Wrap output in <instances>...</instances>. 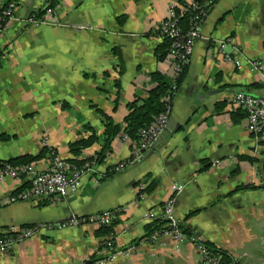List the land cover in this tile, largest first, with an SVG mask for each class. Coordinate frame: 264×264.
I'll use <instances>...</instances> for the list:
<instances>
[{"label": "crops", "instance_id": "crops-1", "mask_svg": "<svg viewBox=\"0 0 264 264\" xmlns=\"http://www.w3.org/2000/svg\"><path fill=\"white\" fill-rule=\"evenodd\" d=\"M12 1L17 19L0 33V135H9L0 139V163L45 147L81 163L104 153L66 198L23 200L26 180L0 182V233L53 225L0 254V264H93L105 239L100 227L59 223L116 208L118 250L109 264H206L189 241L165 236L152 245L146 237L147 226L162 221L174 184L185 185L175 207L182 222L241 264H264V134L255 138L232 102L238 91L264 96V74L248 61L264 65V0H216L173 98L171 129L119 172L114 167L138 144L119 133L104 150L103 114L123 123L128 104L155 86V71L173 81L174 58L157 56L172 0ZM52 2L54 24L27 22ZM220 40L241 66L225 59ZM92 131L99 141L72 154L70 143ZM51 163L47 153L32 164L45 170Z\"/></svg>", "mask_w": 264, "mask_h": 264}, {"label": "built area", "instance_id": "built-area-1", "mask_svg": "<svg viewBox=\"0 0 264 264\" xmlns=\"http://www.w3.org/2000/svg\"><path fill=\"white\" fill-rule=\"evenodd\" d=\"M215 3L216 0H192L184 4L178 0L171 1L168 17L161 24L160 34L170 40L168 53L174 58V76L171 82L174 94L178 91L177 84L174 81L189 64L196 41L202 36L201 30L204 21ZM15 5L14 1H10L7 5L0 4V33L3 31V22L17 19ZM179 10L190 14L187 29L181 25ZM53 12V9L48 7L43 17L37 18L35 14H31L27 22L30 24H54L55 21L51 18ZM225 42L223 40L219 41V49L225 59L234 61L237 66H241L242 63L239 58L224 50ZM248 61L254 70L261 71L264 74L263 64L257 60L248 59ZM166 99V111L154 116L153 122L140 130L138 145L133 149L128 159L119 162L114 167L116 172L123 170L127 165L141 159L146 153L154 149L170 118L173 100L170 95L166 96ZM232 102L237 107L244 109L247 118V129L255 138L264 134V96L238 91L234 94ZM124 138H128V136L125 134ZM51 157L52 163L45 170H38L33 164L14 166L9 162H2L0 163V182L7 176L28 181L30 186L19 195V198L23 200L60 199L75 193L81 185L83 176L96 172L97 160L95 159L86 161L81 165H75L58 156L54 151H51ZM184 188V184L173 185L172 194L166 199L160 215L163 224L161 228L155 230L149 236V243L157 245L161 242L162 237L171 236L177 245L187 241L192 243L199 252L201 260L206 264H241L240 260L229 252H226L228 261L224 259L221 250L209 247L198 231L194 230L190 236L183 232L181 228L182 221L177 217L175 207L177 197ZM15 200H17V197L12 198V201ZM120 211V208H116L105 209L89 216L72 215L69 220L59 223V227L79 226L88 222L99 227L110 226L118 218ZM151 216V213L145 214L146 218ZM52 226L50 223H41L32 227L5 232L3 236H0V254L11 251L17 243L33 237L41 229ZM101 245L103 246L101 252H105L107 256L95 261L93 264H109L116 259L118 249L113 233L105 236Z\"/></svg>", "mask_w": 264, "mask_h": 264}, {"label": "trees", "instance_id": "trees-1", "mask_svg": "<svg viewBox=\"0 0 264 264\" xmlns=\"http://www.w3.org/2000/svg\"><path fill=\"white\" fill-rule=\"evenodd\" d=\"M180 3H185L184 0H179ZM4 5H7L6 3ZM53 8L54 2L50 3L46 8ZM45 9L39 10L37 13L35 12V15L37 18H41L45 11ZM181 15L180 21L181 25L187 29L189 27V20H190V14L188 12H180ZM7 22H3V26L5 27ZM3 27V28H4ZM164 44L157 50V56L159 59H164L167 54H169V46H170V40L165 38ZM5 49H0V65L2 62V58L5 55ZM188 66V65H187ZM187 66L185 67L184 71L177 77V79L174 81L177 84V88L179 89L181 86V83L184 79ZM153 81L155 82V86L151 88L148 91V94L146 97H137L132 102L128 104V114L126 115L123 123H116L114 120L109 117L106 114H103L104 116V133H103V140H104V150L111 148V143L114 140V138L119 135V133L126 134L133 142L134 144H138L140 141V130L151 124L153 122L154 116L160 114L161 112L166 111L167 109V99L166 96L170 95L171 99L173 100L175 94L173 93V87L172 83L166 79V77L159 71H155L151 75ZM119 94V93H118ZM89 127V126H87ZM90 128V127H89ZM9 138V135L3 133L0 135L1 140H6ZM99 141V136L95 133V131H92V134L88 137H83L75 142L70 143V151L75 156H78L82 153V151L85 148H88L92 146L94 143ZM51 149H47L46 147L43 149L40 155H20L17 157H14L10 160L4 161L9 162L14 166H22V165H28L34 163L37 159L45 156L47 153H51ZM103 153H100L99 158H97V163L100 161V159L103 157ZM73 161V162H72ZM69 162L76 163L75 165H81L83 163L75 160H70ZM29 187L28 181H24L23 185L21 186L20 190L26 189ZM192 212L191 214H193ZM190 214V215H191ZM189 215V216H190ZM117 219L113 221L112 225L110 226H102L98 230V234L101 236H107L110 233H114V226L117 223ZM163 224L162 221H154L150 223L147 226V235L146 237L149 238V236L152 235V233L155 230H158L161 228V225ZM181 228L184 233H186L188 236L193 234V231L191 227L187 226L184 222L181 224ZM4 233H0V236H3ZM147 238V239H148ZM206 244L214 249L215 247L206 242ZM103 248L102 245H100V250ZM223 258L228 261V257L226 256L225 251H221ZM107 256L105 252H101L100 255L94 256L92 259V263H94L97 260L103 259Z\"/></svg>", "mask_w": 264, "mask_h": 264}, {"label": "water", "instance_id": "water-1", "mask_svg": "<svg viewBox=\"0 0 264 264\" xmlns=\"http://www.w3.org/2000/svg\"><path fill=\"white\" fill-rule=\"evenodd\" d=\"M169 123H170V118H169V121H168L167 127H166V129L164 130V132L162 133V136H161V137H163V136L166 135V133H167V131H168L169 128L171 129V127H170L171 125L169 126ZM159 141H160V140H159ZM148 153H149V152H148ZM148 153H146V154H148ZM146 154H145V155H146ZM145 155H144V156H145ZM144 156H143V157H144Z\"/></svg>", "mask_w": 264, "mask_h": 264}, {"label": "bare ground", "instance_id": "bare-ground-1", "mask_svg": "<svg viewBox=\"0 0 264 264\" xmlns=\"http://www.w3.org/2000/svg\"><path fill=\"white\" fill-rule=\"evenodd\" d=\"M10 1H12V0H9L6 4H8ZM15 2V1H14ZM16 4V3H15ZM15 8H16V5H15Z\"/></svg>", "mask_w": 264, "mask_h": 264}]
</instances>
